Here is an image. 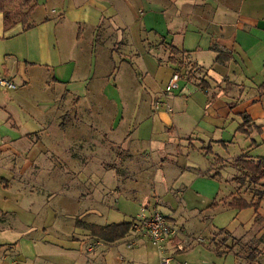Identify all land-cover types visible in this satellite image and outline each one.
<instances>
[{
    "label": "crops",
    "instance_id": "0c3cea01",
    "mask_svg": "<svg viewBox=\"0 0 264 264\" xmlns=\"http://www.w3.org/2000/svg\"><path fill=\"white\" fill-rule=\"evenodd\" d=\"M35 1L29 28L21 22L6 28L0 11V40L6 32L9 40H15L4 50L10 64L2 62L0 73L17 84L0 88L4 94L0 99V177L15 181L6 185L17 188V194L22 190L36 198L37 191L46 193L47 200L65 213L61 216L66 227L60 233L63 244L52 242L55 250L36 253L32 264L39 256L44 261L38 264H159L166 252L171 264H238L233 251L218 250L213 244L215 226H210L207 236L192 226L193 234H187L191 231L184 219L204 220L197 215L207 208L218 210L217 204L200 209L185 206L183 200L182 207H177L154 199L150 205L164 208L163 214L178 228L164 251L141 234H134L136 244L129 247L131 228L123 238L109 242L78 221L105 225L132 220L133 215L123 218L128 208H121L118 200L123 212H114L112 197L123 193L137 197L138 187H143L138 181L145 179L150 166L157 169V181L167 180L166 186L183 198L194 183L174 186L166 162L174 172L195 168V180L216 176L214 168L231 158L219 155L223 160L219 165L197 170L187 165L180 147L186 142L176 139L167 154L150 148L157 127L174 130L184 124L186 129L189 122L203 147L212 142L229 147L222 132L232 121H236L235 130L242 132L238 129L242 113L252 118L250 127L262 126L258 122L264 117V92L259 88L264 81V0ZM148 65L154 70L150 72ZM176 70L181 75L179 86L165 95L171 109H153V99ZM75 85H85L83 96ZM129 89L136 92V104L126 102L132 99ZM196 98L202 99L201 104ZM112 101H119L120 107L108 108ZM139 109L142 118L137 125L120 127L124 112L135 115ZM145 124L146 130L142 129ZM249 131L247 136L257 132ZM158 141L155 145L162 148L163 140ZM154 151L159 158L152 157ZM43 206L54 210L47 203ZM189 207L191 215L186 214ZM246 208L242 209L253 207ZM8 219V211L0 209V230L11 225ZM123 246L134 251L128 253ZM5 256L3 264H23ZM25 259L24 264H30Z\"/></svg>",
    "mask_w": 264,
    "mask_h": 264
},
{
    "label": "rangeland",
    "instance_id": "374dc122",
    "mask_svg": "<svg viewBox=\"0 0 264 264\" xmlns=\"http://www.w3.org/2000/svg\"><path fill=\"white\" fill-rule=\"evenodd\" d=\"M19 2V0H14L9 4L7 3V7L11 8L12 18L20 16L22 12ZM9 34V32H6V38L0 40V65L2 62L10 64L8 61L9 57L5 58L4 50L9 49L15 40H9L11 39L8 38ZM146 68L150 72L154 70L151 65H148ZM75 86L79 88L78 92H81V95L83 96L85 85ZM164 87L165 86L161 87L159 92H161ZM129 90L131 93L130 98L132 97V99L126 100V102L129 103L132 100V103L136 104L138 102V100H134L136 92L132 89ZM157 97H155L152 101V108L156 110L159 109L154 106V102ZM2 98H4L3 93L0 94V99ZM196 99L197 102L201 104L202 99ZM81 102H83V100ZM112 102L114 103L110 104L108 102V108L116 109L117 107H120L119 101ZM98 103L104 107L106 105L105 103L102 104V101H99ZM128 111L129 110H127V112ZM183 117L185 116L183 115ZM141 118V109H139L135 115L131 114L127 116L124 112L120 122V127L124 124H130L131 126L134 124L137 125L138 120ZM235 122L236 121H232L224 132H222L224 133V139L227 140L229 147L221 145L218 142H212L211 145L207 144L203 147L204 143H202L198 137H195L199 136V134L197 132L190 131L192 124L189 122H187L186 129L184 124H182V126L180 125L178 128L175 127L174 130L168 126H166L164 130L157 127L156 132L154 133L155 139L151 141L150 148L154 150L158 149L161 151L160 153L167 154L165 151H170V146H172L174 142L176 143V139L177 142H186V145H180V147H182V152L186 154L185 159L188 162L187 165L192 164L196 166L197 170L199 167L201 169H205L206 167H209V165V170H211L212 164L219 165V163L223 161L219 155L231 158H229L228 163L225 159L221 166L219 165L214 168L213 172L218 171L216 176H206L207 178H198L195 180L193 179V175L196 173L195 168L192 169V167L190 168L187 166L181 168L183 172H174V170L169 169V163L167 164L166 162V168L168 169L167 173L170 175L174 186L179 187L183 183L190 185L194 183V187L192 189H187L185 191V196L183 197L184 199L182 198V193L176 195V189L172 190L166 186V183H168L167 180L157 181V169L150 166L144 173L145 179L138 181V183L143 184V187H138L137 197L126 195L127 193H123L121 197H118L117 195L112 197L114 212L115 210L123 212L121 208L127 207L128 209L125 213L126 215H124L125 217L123 218H127L131 215L137 216L141 212L142 208H145L147 211L159 210L165 214L166 212L164 208L159 207L160 209H158L150 205L154 199H158L159 201H168L174 206L178 205L177 207H182L181 200H183L185 206H198L200 209L202 207L203 209L204 207H208V204H215V206L217 204L219 206L218 210L212 211L211 208H207L201 212V215L196 214L204 220L194 217L184 219L185 228L187 225V229L191 231V233L187 232V234H193L194 231L191 228L192 226L194 229L199 232H203V234L207 236L210 234V226H215L216 230L213 236L215 243L213 244L218 250L233 251L237 255L238 264H264V196L261 199V206L256 212L253 208L249 211H244L243 209L227 205V201L230 200L233 195H241L247 199L258 198L256 190L261 187L260 185H254L247 182L245 184H240L237 180H234V177L244 174V171L235 163L236 158L234 159L232 157L239 155L241 152L254 158L264 156V117L262 119L259 118L258 124L262 123L261 127H250L256 129L257 131L251 136H247L250 135V133L248 134L235 130V127L232 126ZM142 129L146 130V124L142 126ZM210 134L216 136V133L214 132H210ZM191 135L192 139L189 138ZM169 136L170 138H168ZM252 137H254L257 142L253 140ZM173 138L175 140H173ZM158 140H163V144L161 145L162 148L155 145L159 142ZM164 140L168 141L165 142ZM194 140L199 145L192 142L188 143V141ZM251 143L252 145H250ZM157 152L158 151L153 152L152 157L154 159L159 158V154ZM171 158H173V160L178 159L175 156ZM8 182L9 184H15V181H8L0 177V203L3 204L2 207L0 206V209L8 211V224L9 222L11 224L8 225V228L5 230H0V264H3V259L6 257L5 255H7L9 261L21 260L24 264L26 261L25 258H27L28 262L32 264L30 259L35 258L36 253L43 254L50 252L51 250H55V247L57 246L53 243L63 244V240L65 239L60 238V233L65 231L66 227L63 222H61V216H64L65 213L61 212L58 205L55 206L56 202L47 200L46 193L37 191L36 195L38 196L36 198L29 197L26 192L22 190L21 194H17V191L15 190L17 188L10 189L12 186L6 185ZM130 182L131 181H129V183ZM161 182H163V185L159 187ZM194 189H198L200 192L196 193ZM124 190L125 189L123 188V191ZM32 199H35L36 201H33ZM117 200L121 208L117 206ZM45 203L51 205L54 210L43 206ZM190 207L186 212L188 215H191V212L189 211ZM220 207H223L224 209L221 210ZM28 210L32 212V215ZM51 217H54L55 219L53 222L49 223V219ZM34 219L36 220L35 222H33ZM228 225L230 226L228 227ZM232 226L235 227L233 228ZM134 234L135 233L133 232V238H128L126 244L133 240L134 245L136 244L137 236H134ZM99 240L100 239H96V242L99 243ZM147 246L155 249V247L151 244H148ZM123 248L128 253H130V251H134L130 250L127 246H123ZM166 255H169V253L166 252ZM36 261L37 263L35 262V264L41 263L40 261H44V257L39 256Z\"/></svg>",
    "mask_w": 264,
    "mask_h": 264
},
{
    "label": "trees",
    "instance_id": "16d2710c",
    "mask_svg": "<svg viewBox=\"0 0 264 264\" xmlns=\"http://www.w3.org/2000/svg\"><path fill=\"white\" fill-rule=\"evenodd\" d=\"M14 0H0V11L4 14V20L6 28L9 26L21 22L24 28H29L33 24L28 22L32 10L36 6L35 0H19L22 12L20 16L12 18L11 8L7 7V3H11ZM220 56V55H219ZM218 56V57H219ZM259 88L264 92V81L259 85ZM243 123L238 126V129L245 133H250V124H252V118L247 113H242ZM250 125V126H249ZM257 127H260L256 125ZM235 163L238 167L242 168L244 174L234 177L240 184L252 183L254 185H260L256 192L258 198L247 199L244 196L233 195L230 200L227 201V205L230 207L242 209L246 207H253L255 211L261 206V199L264 196V156L254 159L249 155H241L235 159ZM215 175V173L213 174ZM85 228H88L91 234L101 238L103 240L113 242L120 238H123L131 228V220H124L120 222H112L105 225H99L95 223H80Z\"/></svg>",
    "mask_w": 264,
    "mask_h": 264
},
{
    "label": "built area",
    "instance_id": "2783aa9c",
    "mask_svg": "<svg viewBox=\"0 0 264 264\" xmlns=\"http://www.w3.org/2000/svg\"><path fill=\"white\" fill-rule=\"evenodd\" d=\"M180 72L174 71L171 75L168 83L160 92L161 94L157 97L154 102L155 108L167 106L171 109V106L165 99V95L172 92L173 89L179 86ZM17 84L9 77L0 74V88H15ZM131 230L135 234L147 235L151 242L160 250L166 249V242L169 237L178 233V228L170 223L167 217L159 210L147 211L142 208L141 212L137 216H133L131 220ZM192 239V238H191ZM202 240V238H198ZM134 240L127 243L128 246H132ZM94 244L88 247V250L93 248ZM180 248L182 245H178ZM170 255H162L160 264H171ZM181 264H188L186 261Z\"/></svg>",
    "mask_w": 264,
    "mask_h": 264
}]
</instances>
